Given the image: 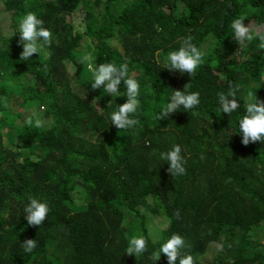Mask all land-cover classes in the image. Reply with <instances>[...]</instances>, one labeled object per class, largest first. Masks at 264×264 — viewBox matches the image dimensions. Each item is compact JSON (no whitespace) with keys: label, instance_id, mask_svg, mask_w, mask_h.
<instances>
[{"label":"trees","instance_id":"obj_1","mask_svg":"<svg viewBox=\"0 0 264 264\" xmlns=\"http://www.w3.org/2000/svg\"><path fill=\"white\" fill-rule=\"evenodd\" d=\"M0 6V264H167L162 253L155 262L151 256L172 234L184 237L183 252L195 264H264V142L244 146L238 131L247 93L264 100V50L258 39L239 45L230 27L242 17L264 30V0H0ZM27 12L44 21L53 39L24 62L18 31ZM74 13L81 30L67 18ZM189 35L204 53L194 77L164 68L166 54ZM208 39L213 45L205 52ZM85 55L90 59L82 62ZM109 62H126L140 85L133 129L110 124L126 101L123 84L119 97L91 88L88 64ZM230 82L239 86L240 108L226 115L217 93ZM184 85L199 92L200 104L158 120ZM39 111L44 128L24 126ZM177 144L186 175L173 177L159 153ZM29 198L49 206L39 227L24 218ZM159 215L167 221L153 236L148 224ZM140 235L148 251L127 255L128 241ZM26 239L36 240L32 253L21 246ZM217 244L222 250L200 260Z\"/></svg>","mask_w":264,"mask_h":264},{"label":"clouds","instance_id":"obj_2","mask_svg":"<svg viewBox=\"0 0 264 264\" xmlns=\"http://www.w3.org/2000/svg\"><path fill=\"white\" fill-rule=\"evenodd\" d=\"M233 38L239 45L258 39V48L264 50V30L260 26L253 27L245 24L244 18H235L230 25ZM19 43L22 46L20 61H28L33 54H40L52 43V32L44 27V21L33 12H27L19 19ZM193 37L187 36L181 40L178 49L169 51L165 57V69L175 71L180 74L187 73L189 77H194L198 68L203 63L204 53L192 43ZM90 59L88 55L82 58V62ZM92 73L91 88L93 90L103 88L108 96L120 95V86L126 88V101L118 105L117 109L110 114V124L119 130L135 128L139 121L134 118L139 107L140 85L138 81L129 75L128 64L114 62L101 63L99 65L88 64ZM184 90H174L170 102H168L159 112L157 119H166L170 114L184 109L189 112L200 104L199 92H186ZM239 86L231 82L227 91L217 93L219 101V112L231 115L240 108L236 99ZM4 106L7 101L4 99ZM24 126L37 129L44 128V121L39 113L33 112L23 121ZM238 131L242 137L241 143L247 146L249 143L257 141L264 142V100L257 98L255 92L249 91L246 97L243 115L238 120ZM180 145H173L168 151L159 153V159L167 163V172L173 177L186 175L184 159L181 155ZM27 224L32 227H39L43 224L49 213V206L46 202H41L36 198H29L24 207ZM176 218H180L179 211L175 213ZM147 240L143 235L133 236L128 241L126 254L130 256H140L148 251ZM25 253H32L36 248L35 239H26L21 244ZM188 247L186 240L180 234H172L158 249L152 253L151 259L155 262L160 259L161 253L167 258V264H195L194 258L190 254L183 252ZM218 250H222V245H216Z\"/></svg>","mask_w":264,"mask_h":264},{"label":"rangeland","instance_id":"obj_3","mask_svg":"<svg viewBox=\"0 0 264 264\" xmlns=\"http://www.w3.org/2000/svg\"><path fill=\"white\" fill-rule=\"evenodd\" d=\"M1 7V6H0ZM79 13V12H77ZM72 14V15H68V20L71 21V23H73V26L75 29H78V30H81V25L79 24V19H78V16L79 14ZM5 19V15L3 16L1 13H0V19ZM212 45H213V42L212 40L208 39L207 42L205 43V45L203 46V49L205 52H208L209 50H211L212 48ZM86 48H85V45L80 48L81 51H84ZM41 116L43 115V112L42 111H39L38 112ZM52 119L51 118H48L46 119V123L49 124L51 123ZM166 221L167 219L164 217V216H156L154 217L152 220H150L149 224H148V229H149V233L151 235H156L158 236L162 230V228L165 226L166 224ZM153 235V236H154ZM233 244H235L233 242ZM217 252V247L216 246H212L209 248V250L200 257V260H203V261H209L213 258V254Z\"/></svg>","mask_w":264,"mask_h":264}]
</instances>
